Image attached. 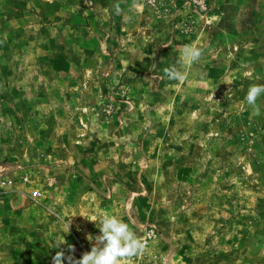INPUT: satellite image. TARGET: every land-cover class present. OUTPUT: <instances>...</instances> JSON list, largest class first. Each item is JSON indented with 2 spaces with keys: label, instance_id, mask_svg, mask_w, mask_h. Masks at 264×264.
<instances>
[{
  "label": "rangeland",
  "instance_id": "rangeland-1",
  "mask_svg": "<svg viewBox=\"0 0 264 264\" xmlns=\"http://www.w3.org/2000/svg\"><path fill=\"white\" fill-rule=\"evenodd\" d=\"M254 84L264 0H0V264L79 259L105 214L156 228L121 264H264Z\"/></svg>",
  "mask_w": 264,
  "mask_h": 264
},
{
  "label": "clouds",
  "instance_id": "clouds-1",
  "mask_svg": "<svg viewBox=\"0 0 264 264\" xmlns=\"http://www.w3.org/2000/svg\"><path fill=\"white\" fill-rule=\"evenodd\" d=\"M201 55L200 48L186 45L178 63L191 65L198 62ZM164 73L169 80L183 81L185 79V74L176 67L165 68ZM262 93H264V85H251L245 97L247 104L255 105ZM88 220L95 222L100 233L95 237L91 234L87 236L92 243L91 250L82 253L77 259L75 246L67 244V250L59 247L60 250L52 257V264H64L65 260L68 264H121L122 261L130 260L145 252L146 241L138 238L129 224L116 215L105 214L99 220Z\"/></svg>",
  "mask_w": 264,
  "mask_h": 264
},
{
  "label": "built area",
  "instance_id": "built-area-1",
  "mask_svg": "<svg viewBox=\"0 0 264 264\" xmlns=\"http://www.w3.org/2000/svg\"><path fill=\"white\" fill-rule=\"evenodd\" d=\"M0 185L3 187H12L14 185V181L11 178L0 179ZM30 195L33 198H39L42 196V192L36 189L34 191H31ZM147 230H148L147 233L142 237V239L146 241V248L149 246L150 239H152L155 236L156 228L155 226H152L150 228H147Z\"/></svg>",
  "mask_w": 264,
  "mask_h": 264
}]
</instances>
